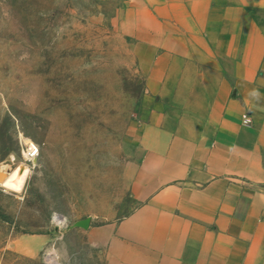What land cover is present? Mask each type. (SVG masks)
Masks as SVG:
<instances>
[{"label":"crops","instance_id":"crops-1","mask_svg":"<svg viewBox=\"0 0 264 264\" xmlns=\"http://www.w3.org/2000/svg\"><path fill=\"white\" fill-rule=\"evenodd\" d=\"M125 2L144 80L135 207L92 229L87 261L264 264V0ZM34 241L13 249L35 258Z\"/></svg>","mask_w":264,"mask_h":264},{"label":"rangeland","instance_id":"rangeland-1","mask_svg":"<svg viewBox=\"0 0 264 264\" xmlns=\"http://www.w3.org/2000/svg\"><path fill=\"white\" fill-rule=\"evenodd\" d=\"M125 1L0 0V182L29 170L21 192L0 184V264H92V229L135 207L126 172L144 80ZM18 240L44 246L31 258Z\"/></svg>","mask_w":264,"mask_h":264},{"label":"bare ground","instance_id":"bare-ground-1","mask_svg":"<svg viewBox=\"0 0 264 264\" xmlns=\"http://www.w3.org/2000/svg\"><path fill=\"white\" fill-rule=\"evenodd\" d=\"M34 163H35V161H34ZM22 173H23L24 177L22 176L20 178H17V176H18L17 174H22ZM28 175H29V170H28V167L25 165L21 169H19V168L16 169L14 173L10 174L9 177L7 179H5L4 181L0 182V184H2L4 187H6L7 189H10L12 191L21 192L23 190V187H24V184L26 182ZM56 218L60 221L65 220L64 217L59 216V215ZM51 255H50V257H52V259H51L52 263L56 264L55 258L53 257V255L52 256Z\"/></svg>","mask_w":264,"mask_h":264},{"label":"built area","instance_id":"built-area-1","mask_svg":"<svg viewBox=\"0 0 264 264\" xmlns=\"http://www.w3.org/2000/svg\"><path fill=\"white\" fill-rule=\"evenodd\" d=\"M243 124L245 126H251L252 123H253V120H252V117L250 115V113H245L243 115ZM25 155H26V158L29 160V161H33L35 159L38 158L39 156V153H40V148L37 144L33 143V142H27L25 144Z\"/></svg>","mask_w":264,"mask_h":264},{"label":"trees","instance_id":"trees-1","mask_svg":"<svg viewBox=\"0 0 264 264\" xmlns=\"http://www.w3.org/2000/svg\"><path fill=\"white\" fill-rule=\"evenodd\" d=\"M4 220L9 222L10 218L8 216H3Z\"/></svg>","mask_w":264,"mask_h":264},{"label":"water","instance_id":"water-1","mask_svg":"<svg viewBox=\"0 0 264 264\" xmlns=\"http://www.w3.org/2000/svg\"><path fill=\"white\" fill-rule=\"evenodd\" d=\"M34 161H35V163H36V162H37V159H35Z\"/></svg>","mask_w":264,"mask_h":264}]
</instances>
